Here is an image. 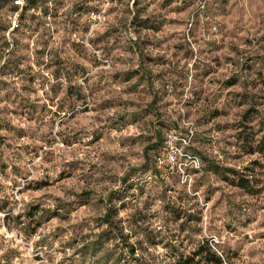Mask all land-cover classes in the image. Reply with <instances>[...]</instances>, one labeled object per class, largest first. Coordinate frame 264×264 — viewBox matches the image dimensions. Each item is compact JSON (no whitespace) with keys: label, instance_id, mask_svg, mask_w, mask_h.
<instances>
[{"label":"rangeland","instance_id":"rangeland-1","mask_svg":"<svg viewBox=\"0 0 264 264\" xmlns=\"http://www.w3.org/2000/svg\"><path fill=\"white\" fill-rule=\"evenodd\" d=\"M15 1L0 0V264H115L97 237L109 206L140 264H195L201 242L264 264V0Z\"/></svg>","mask_w":264,"mask_h":264},{"label":"trees","instance_id":"trees-1","mask_svg":"<svg viewBox=\"0 0 264 264\" xmlns=\"http://www.w3.org/2000/svg\"><path fill=\"white\" fill-rule=\"evenodd\" d=\"M39 1L47 2L48 0H26V2L24 1L22 9L27 10L29 7L32 8ZM255 149L254 152L261 154L264 159V135L258 140ZM218 170L219 167L214 166L213 170L210 171L218 173ZM225 170L227 172L232 171L230 169ZM225 181L227 182L228 178H225ZM236 181L239 188H246L245 183L247 182L244 178H237ZM117 215L118 210L113 206H109L106 209L100 220L102 228L97 237L103 239L105 243L112 242L116 246L118 252L115 258V264H140L141 257L138 255V248H136L135 244L129 242L130 236L125 232L121 221L117 219ZM107 248L103 245L101 249L106 253L108 251ZM192 257H198L195 264H223L222 256L213 252L206 242H201V244H199Z\"/></svg>","mask_w":264,"mask_h":264},{"label":"built area","instance_id":"built-area-1","mask_svg":"<svg viewBox=\"0 0 264 264\" xmlns=\"http://www.w3.org/2000/svg\"><path fill=\"white\" fill-rule=\"evenodd\" d=\"M14 4H15L16 6H21V7H22L23 4H24V1H23V0H17V1L14 2ZM168 158H169L172 162H174V159H175V158H174L173 156H169ZM157 160H158L159 163L161 162L159 157L157 158ZM194 161H195V159H194Z\"/></svg>","mask_w":264,"mask_h":264}]
</instances>
